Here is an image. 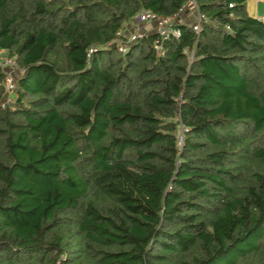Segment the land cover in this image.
Listing matches in <instances>:
<instances>
[{
  "label": "trees",
  "instance_id": "obj_1",
  "mask_svg": "<svg viewBox=\"0 0 264 264\" xmlns=\"http://www.w3.org/2000/svg\"><path fill=\"white\" fill-rule=\"evenodd\" d=\"M192 1L199 31L178 22L162 55L154 32L108 44ZM0 48V264H264V14L0 0Z\"/></svg>",
  "mask_w": 264,
  "mask_h": 264
},
{
  "label": "built area",
  "instance_id": "obj_2",
  "mask_svg": "<svg viewBox=\"0 0 264 264\" xmlns=\"http://www.w3.org/2000/svg\"><path fill=\"white\" fill-rule=\"evenodd\" d=\"M194 10L195 20L191 23L192 29L195 32L199 31V22L204 19V17L198 12L197 4L192 1L190 5ZM187 5H183L179 13L187 8ZM160 15L150 10H141L134 16V22H132L126 30L117 31L116 37L110 41L108 44H113L120 53H125L128 49V46L136 41L138 38L144 36L147 32L142 29L141 24H153V32L156 34L154 40L155 49L158 54L162 55L163 50L161 48V43L164 40L170 38H178L180 36L181 29L177 25L178 15ZM228 28V26H225ZM94 51V47H90L87 50L86 56L89 58ZM0 69H3L5 72V89L7 97L12 87L13 75L16 74L17 69L14 63V60L5 54L4 50L0 48ZM6 97V99H7ZM187 128L180 124L179 134L177 136V141L179 144L183 141V133Z\"/></svg>",
  "mask_w": 264,
  "mask_h": 264
},
{
  "label": "crops",
  "instance_id": "obj_3",
  "mask_svg": "<svg viewBox=\"0 0 264 264\" xmlns=\"http://www.w3.org/2000/svg\"><path fill=\"white\" fill-rule=\"evenodd\" d=\"M188 9V10H186ZM186 10V14H183V11ZM184 10H182L178 16H180V18L182 19H177L178 22H186V23H189L191 24L194 20H195V16H194V10L191 6H188L187 8H185ZM262 15H259L257 17H261ZM254 17V16H253ZM187 18V19H185ZM134 21V20H133ZM129 25H127L128 27ZM142 26V29H144L146 32H153L154 30V25L153 24H144V25H141Z\"/></svg>",
  "mask_w": 264,
  "mask_h": 264
},
{
  "label": "rangeland",
  "instance_id": "obj_4",
  "mask_svg": "<svg viewBox=\"0 0 264 264\" xmlns=\"http://www.w3.org/2000/svg\"><path fill=\"white\" fill-rule=\"evenodd\" d=\"M186 10L183 11V14H186L185 12ZM246 10L250 16L257 17L259 15H263L264 14V3L262 2V0H246ZM178 18L182 19L180 18V16H178ZM141 25H144V24H141Z\"/></svg>",
  "mask_w": 264,
  "mask_h": 264
}]
</instances>
